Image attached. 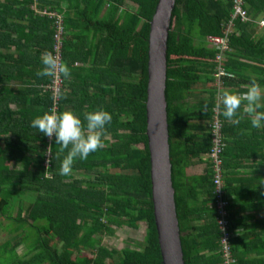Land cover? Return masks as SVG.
<instances>
[{
  "label": "trees",
  "instance_id": "1",
  "mask_svg": "<svg viewBox=\"0 0 264 264\" xmlns=\"http://www.w3.org/2000/svg\"><path fill=\"white\" fill-rule=\"evenodd\" d=\"M158 1L0 0V111L18 115L26 125L17 128H27L32 142L28 149L12 145L21 143L22 135L8 128L14 136L4 139L7 148L0 150V225L12 236L0 245V264H162L146 134L148 41ZM245 8L250 21H234L231 52L223 64L234 75L223 79V90L234 93L246 91L243 85L253 76L264 89V32L255 23L264 16V0H246ZM233 11L234 0H176L169 32L170 158L185 264H224L215 174L208 159L219 95L214 83L219 51L209 47L206 38L223 36ZM59 17L60 55L71 78L58 77L56 94V78L36 73L43 67L44 52L56 55ZM10 103L19 110H9ZM53 104L81 119L97 109L113 117L105 147L87 160H77L67 176L59 174L66 152L57 156L55 137L31 127L34 117ZM219 110L232 254L237 264H258L251 255L253 247L264 251V225L260 230L249 224L246 234L240 233L244 224L236 209L251 198L264 202V127L253 128L246 115L231 123L222 115V105ZM7 123L20 121L11 118ZM197 165L203 166L202 172L188 174ZM240 169H246L244 176L251 174L237 181L244 173ZM252 181L256 187L250 190ZM140 224L146 237L141 248L110 250L103 244V237L116 228L138 229ZM20 247L25 248L23 254Z\"/></svg>",
  "mask_w": 264,
  "mask_h": 264
},
{
  "label": "water",
  "instance_id": "2",
  "mask_svg": "<svg viewBox=\"0 0 264 264\" xmlns=\"http://www.w3.org/2000/svg\"><path fill=\"white\" fill-rule=\"evenodd\" d=\"M176 0H159L150 23L146 100L154 221L162 264H185L175 201L167 111L168 39Z\"/></svg>",
  "mask_w": 264,
  "mask_h": 264
},
{
  "label": "clouds",
  "instance_id": "3",
  "mask_svg": "<svg viewBox=\"0 0 264 264\" xmlns=\"http://www.w3.org/2000/svg\"><path fill=\"white\" fill-rule=\"evenodd\" d=\"M40 59L43 67L37 71L38 77L55 79L62 75L64 78H71V69L51 51L44 52ZM243 87L246 89L243 93L222 90L218 95L217 107L222 105V115L231 123H239L246 115L253 128L264 127V111H261L264 109V89L254 76L251 77V83ZM112 119V115L103 109L85 112L81 119L72 110L58 111L53 104L42 115L34 117L31 127L38 129L49 139L55 137V144L59 146L57 156L66 152L59 174L67 176L71 175L77 160H87L91 153L105 147L107 126L112 123ZM47 153H52L51 144Z\"/></svg>",
  "mask_w": 264,
  "mask_h": 264
},
{
  "label": "built area",
  "instance_id": "4",
  "mask_svg": "<svg viewBox=\"0 0 264 264\" xmlns=\"http://www.w3.org/2000/svg\"><path fill=\"white\" fill-rule=\"evenodd\" d=\"M246 6V0H234V11L231 14V20L227 23L225 27V32L223 36H208L206 41L209 44V47L216 49L219 53L216 56L217 66L216 72L214 73L215 77V86L218 87V92L220 93L223 90L224 86V78L234 77V75L226 70L224 67V62L227 59V54L231 52L230 47V35L233 33L235 24L234 21L241 19L242 21H250V17L248 15ZM54 16L55 14H51ZM57 27L58 33L55 36L56 40V55L59 60H61V49H62V41L61 36L63 33V26L61 18H58ZM261 28L264 29V18L259 22ZM55 86H53V90L57 94L61 87V80L56 78L54 81ZM218 101V99H217ZM218 104V103H217ZM57 108V106H56ZM219 107L214 109V120L211 124V135H212V147L208 159L212 164V168L215 174V195H216V203L215 208L218 214V225L222 231V236L220 239V245L223 255L224 264H236V260L232 254V246H231V238L232 235L228 231V200L225 196L224 185H223V153L225 150V142L223 135V120L220 117Z\"/></svg>",
  "mask_w": 264,
  "mask_h": 264
},
{
  "label": "crops",
  "instance_id": "5",
  "mask_svg": "<svg viewBox=\"0 0 264 264\" xmlns=\"http://www.w3.org/2000/svg\"><path fill=\"white\" fill-rule=\"evenodd\" d=\"M262 15H264V14H262ZM263 18H264V16H259L255 19V23L258 24L259 32H264V29L261 28V26L259 25V22ZM251 22H253L252 18H251ZM241 61H246L249 63L257 64V63L251 62L249 60H246V59H241ZM241 88H243V87L241 86ZM9 110L18 111L19 109H18L17 104L10 103L9 104ZM6 111L7 110L0 111V150L7 148L4 139H9L8 137L10 135L14 136L13 133L11 132V130L8 128H13L15 130V132L20 133L22 135V137H20V139H19L21 143H19V144L12 143V145H19V146H21L22 149L30 148L32 146V142H31V139L29 138V132H28L29 130L27 128H25V131H24V128L23 129L17 128V127H22V125H26V124H21L23 122H22V119H18V115H8ZM11 118L19 120L20 124L19 123H15V124L7 123L10 121ZM246 130H249V128L247 127ZM6 131H8V132H6ZM240 171L244 172V173H242L243 175H239V177L236 179L237 181H241V180H243V178L246 179V177H249L251 174V173H248L246 176H244L247 173L246 169H240ZM250 182H251V179H250ZM223 185H224V180H223ZM241 185H242L241 182H237L236 186L241 187ZM255 187H256V183H254V181H252V184L250 185L249 189L253 190ZM245 195H246V192L244 193V196ZM253 195H255V194H253ZM253 195H251V196H253ZM257 195H260V194H257ZM226 198H227L228 203H229V199L227 196H226ZM239 207L241 208V211H239L240 210ZM239 207L237 208L239 210L236 209V211L238 213H240L241 222L244 224V226L242 228L238 229V231L240 233L246 234L249 224H250V228L256 226V227H258V229L263 230L262 226L264 224L262 222H264V202L262 204H258V203H255L253 201V199L251 198V201H246V200L241 201L239 203ZM262 237H264V236H262ZM254 240H256V239H254ZM251 245H254V244H251ZM253 249H254V251H253V255H251V259H258V264H264V251H263V249H260V247L259 248L253 247ZM221 253H222V250H221ZM222 257H223V255H222ZM260 259H262L263 261H261Z\"/></svg>",
  "mask_w": 264,
  "mask_h": 264
},
{
  "label": "rangeland",
  "instance_id": "6",
  "mask_svg": "<svg viewBox=\"0 0 264 264\" xmlns=\"http://www.w3.org/2000/svg\"><path fill=\"white\" fill-rule=\"evenodd\" d=\"M125 5L126 8L131 10L135 9V7L130 3H125ZM202 168L203 166L201 165L191 167L188 169V174H200L202 172ZM90 178L93 179L94 176L90 175ZM145 238V225L140 224L138 229H129L127 227L116 228L112 235L103 237V244L110 250H125L127 248L139 249L144 244ZM10 239H12L11 234L4 229L3 225H0V245ZM24 250V247H20L18 249L20 254H23Z\"/></svg>",
  "mask_w": 264,
  "mask_h": 264
}]
</instances>
